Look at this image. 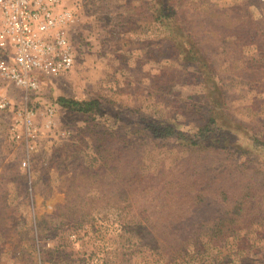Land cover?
I'll use <instances>...</instances> for the list:
<instances>
[{
  "label": "rangeland",
  "instance_id": "374dc122",
  "mask_svg": "<svg viewBox=\"0 0 264 264\" xmlns=\"http://www.w3.org/2000/svg\"><path fill=\"white\" fill-rule=\"evenodd\" d=\"M61 2L75 65L43 81L33 127L0 74V264H159L169 222L204 226L249 188L264 210V0Z\"/></svg>",
  "mask_w": 264,
  "mask_h": 264
},
{
  "label": "built area",
  "instance_id": "2783aa9c",
  "mask_svg": "<svg viewBox=\"0 0 264 264\" xmlns=\"http://www.w3.org/2000/svg\"><path fill=\"white\" fill-rule=\"evenodd\" d=\"M72 20L61 0H0V74L25 94L16 123L33 127L43 81L74 68L75 50L68 34ZM8 107L0 93V113ZM44 112L54 116L56 105L44 104Z\"/></svg>",
  "mask_w": 264,
  "mask_h": 264
},
{
  "label": "trees",
  "instance_id": "16d2710c",
  "mask_svg": "<svg viewBox=\"0 0 264 264\" xmlns=\"http://www.w3.org/2000/svg\"><path fill=\"white\" fill-rule=\"evenodd\" d=\"M60 101L62 105L83 112L98 105L97 101L78 102L66 99ZM151 132L155 136H160L161 133L166 138L176 135L170 127L162 130L154 129ZM177 137L185 138L182 134ZM193 145L196 150L207 148L198 142ZM225 193L224 199L228 198ZM229 195L233 199L238 197L232 193ZM238 198L233 204L228 203L226 209H220L225 217L207 222L204 226H199L192 220L182 223L169 222L164 230L150 241L149 252L161 258L158 259L159 264H255L256 262L264 264L262 252L264 246L261 245L264 242V210L258 203H253L256 194L251 188ZM248 216L258 217V224L253 223L254 221L245 222L244 219ZM241 231H245V235L241 236ZM253 233L256 238H249Z\"/></svg>",
  "mask_w": 264,
  "mask_h": 264
}]
</instances>
